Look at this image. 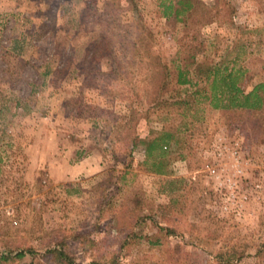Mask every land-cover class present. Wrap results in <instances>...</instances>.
Returning <instances> with one entry per match:
<instances>
[{
	"label": "rangeland",
	"instance_id": "obj_1",
	"mask_svg": "<svg viewBox=\"0 0 264 264\" xmlns=\"http://www.w3.org/2000/svg\"><path fill=\"white\" fill-rule=\"evenodd\" d=\"M199 1L214 13V0ZM23 2L30 13L0 17V253L30 248L11 264H56L45 248L58 242L74 264H218L230 242L241 252L231 264H264V248L254 256L264 244V129L252 115L229 123L214 111L188 125L194 156L178 170L190 187L170 193L143 168L139 143L191 118L151 108L144 51L171 67L248 42V88L264 81V0H229L233 18L196 37L195 18L166 19L154 0ZM210 167L236 180L239 208H222ZM183 199L181 215L169 202Z\"/></svg>",
	"mask_w": 264,
	"mask_h": 264
},
{
	"label": "trees",
	"instance_id": "obj_2",
	"mask_svg": "<svg viewBox=\"0 0 264 264\" xmlns=\"http://www.w3.org/2000/svg\"><path fill=\"white\" fill-rule=\"evenodd\" d=\"M154 4L160 16L166 19L184 22L195 18L198 24L195 30L191 29L193 36L198 34V27L201 25L216 21L220 15L231 20L234 12L229 0H214V13L207 10L199 0H154ZM215 14H217L216 18H214ZM249 44L240 41L233 45L230 51L226 47L213 58L199 59L192 53L185 61L172 64L171 67H168L156 54L144 51L146 67L139 72V75L142 76L140 81L146 86L142 92L148 95L151 108L161 110L163 107H170L174 112H178L177 116L180 118L189 110L191 117L187 122L180 121V125H166L162 122L147 138L139 140L142 145L143 168L157 175L163 183L162 188L169 193L185 189L186 185L187 188L190 187L191 181L179 176L178 170L179 163H184L186 158L194 156V145L191 143L194 130L189 129L187 138L183 135V130L185 128L187 130L188 125L192 126L195 121L202 123L206 114L217 111L218 115L222 116V120L229 123L242 121L244 114H250L254 117L258 128L264 129V81L253 82L246 88L250 75L249 68L244 62L246 56L244 51ZM169 204L171 209L181 215H184L182 213L188 209L184 199L178 207L174 202L170 201ZM225 246L223 249H217L214 254L218 264H231L241 257V252H236L230 242H226ZM260 248H264V244L255 249L254 256L258 255ZM177 249L174 247L171 250L175 257H177ZM167 251L170 253L169 250ZM29 252L30 248H17L12 254L0 253V264L18 262ZM45 252L56 264H74L73 259L64 252L58 242L45 248ZM168 264L175 263L169 261Z\"/></svg>",
	"mask_w": 264,
	"mask_h": 264
},
{
	"label": "built area",
	"instance_id": "obj_3",
	"mask_svg": "<svg viewBox=\"0 0 264 264\" xmlns=\"http://www.w3.org/2000/svg\"><path fill=\"white\" fill-rule=\"evenodd\" d=\"M217 154H220V152H218ZM207 171L212 175L216 176L217 180L221 178V180H218L217 182V188L219 190L221 189V196H224L221 202L222 208L225 209L226 207H231V206L232 207L234 206L235 208H239L245 196L243 195L241 197H238L237 194H234L235 189L238 187V185L235 182L236 180L231 179L230 177L225 175L226 173H224V170L221 171L219 168H217V172L214 169V167H210ZM240 173H241L240 168H234L232 170V175L237 176Z\"/></svg>",
	"mask_w": 264,
	"mask_h": 264
},
{
	"label": "crops",
	"instance_id": "obj_4",
	"mask_svg": "<svg viewBox=\"0 0 264 264\" xmlns=\"http://www.w3.org/2000/svg\"><path fill=\"white\" fill-rule=\"evenodd\" d=\"M26 6L23 0H0V17L3 15L16 18L17 15H26L31 11Z\"/></svg>",
	"mask_w": 264,
	"mask_h": 264
}]
</instances>
